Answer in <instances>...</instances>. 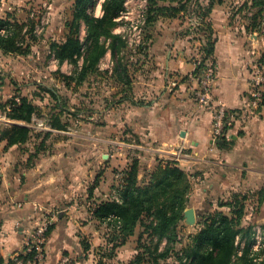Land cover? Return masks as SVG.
<instances>
[{
    "label": "rangeland",
    "instance_id": "rangeland-1",
    "mask_svg": "<svg viewBox=\"0 0 264 264\" xmlns=\"http://www.w3.org/2000/svg\"><path fill=\"white\" fill-rule=\"evenodd\" d=\"M73 1L28 0L22 5L10 2L11 4L3 5V9L0 10V17L8 18L11 15L20 23H25L24 32L26 30L32 32L26 35L24 43L19 44L21 49L18 52L5 53L9 54L7 59L0 55V157H7L9 153L11 154L9 156L14 158L25 155L28 164H35L49 153L60 155L69 162H64L59 173L65 179L73 178L78 182L75 190L78 204L83 202L87 207H93L86 197L93 193L94 185L102 194L110 192L112 185L118 191L116 180H112L114 173L129 168L134 160L139 161V171L147 167L145 174L153 168L150 166L153 165L151 150L143 149L140 158L138 156L140 149L127 145L140 141L132 128L134 108L138 105L152 104L150 98L141 96L137 90L138 84L135 80L140 69H144L141 74H145L150 68L154 70L161 67L165 69L164 75L181 76V72L177 70L166 69L165 61L168 56L173 58L177 51H182L180 65L182 61L194 62L196 65L193 76L198 81L197 86L202 82L198 76L209 68L213 69L217 80L218 62L214 58V53L209 55L207 52L209 41H213L226 28H232L239 33L242 41L240 46L244 51L241 56L246 70L251 76L261 75L264 72V60H260L264 50V16L256 22L257 25L260 24L257 29L262 25L263 30L254 33L252 31L254 10L238 11L237 7L246 0H229L222 7L217 6V11L205 20L213 29L209 40L206 35L210 33H205L207 23L201 24L200 28L196 27L201 21L197 6L186 19L180 13L175 18L160 16L150 23L148 19L152 0H128L123 11L124 16L114 29V33L121 38V50L118 55L115 56L108 48L97 66V71L89 74L81 83H77L71 78L83 65L84 59L81 57L77 63L74 61L59 63L58 58L50 50L53 41L65 40L68 32L65 24L71 17ZM200 2L206 5L208 0ZM101 13V8L98 7L96 14ZM230 16L231 26L226 27L225 24L231 20ZM39 19H42L41 22ZM38 25L42 27L35 32ZM254 34L259 35L258 39L255 40ZM85 35L83 32L81 38L83 41ZM109 43L108 39L107 46ZM155 46L164 48L161 57L152 50ZM24 50L27 52L23 53ZM118 62L122 67H126L129 82H121L114 75L113 70ZM177 69L182 71L181 68ZM188 77L189 75L185 73L183 79ZM49 89L58 94L61 106H58ZM22 97H26L37 108L29 123L9 116L11 106L20 102ZM56 120L63 126L56 127L54 124ZM12 124L27 125L31 128L26 142L12 145L16 146L13 153L10 152L12 146H8L7 140L2 138L4 129ZM193 171L190 174L191 191L186 210L193 209L195 219L190 221L185 214V219L177 228L178 242L169 255L161 260L163 264H181L179 255L182 249L191 241L190 237L198 231L200 222L208 214H214L216 211L231 213L228 205H218L220 202H230V196L220 197L208 193L207 196L203 194L197 197L198 191L195 189L201 177L195 170ZM119 176L123 178L124 174H118ZM195 176L199 178L197 181L194 179ZM107 179L110 183H107ZM82 181H85L84 184ZM106 184L109 185L108 190L104 189ZM245 208L246 214L241 219L240 227L246 230L251 226L252 237L253 227L261 224L257 222V214L249 213L251 207ZM144 229L143 224H139L134 234L129 236L124 244L116 241L118 234L110 228L98 229L100 238L98 242L90 241V238H93L91 234L82 235V250L74 256L73 262L129 264L141 251V246L152 245V239L158 241L157 237L150 238ZM241 240L243 244L239 252H242L246 239L239 236L237 241ZM166 242V238H163L160 250H164ZM178 251H181L180 254ZM251 252L253 253L252 250ZM19 261L18 264H23L22 259ZM26 264L30 262L27 261Z\"/></svg>",
    "mask_w": 264,
    "mask_h": 264
},
{
    "label": "crops",
    "instance_id": "crops-1",
    "mask_svg": "<svg viewBox=\"0 0 264 264\" xmlns=\"http://www.w3.org/2000/svg\"><path fill=\"white\" fill-rule=\"evenodd\" d=\"M26 1L1 0V3L22 5ZM103 1L96 3V16L103 14ZM228 1L216 3L210 15L217 11V6L222 7ZM98 7L102 11L100 15L96 14ZM231 22L232 17L225 26H231ZM83 32L85 35L84 24L81 36ZM258 36H254L255 40ZM240 43L239 33L226 28L219 33L214 45V58L218 62L214 98L232 109L243 107L251 90L252 76L243 64L244 49ZM152 50L161 57L164 48L155 46ZM181 54L182 51H177L175 57L168 56L165 61L166 69L177 70L181 76L164 75L165 69L161 67L150 68L145 74H141L145 70L140 69L135 80L137 90L141 96L150 98L152 104L134 108L132 128L140 141L127 145L140 149V158L143 149L151 150L153 168L159 162L174 160L189 174L195 170L201 177L200 181L194 177L197 197L208 193L245 197L246 207L254 209L249 213L257 214V222L264 226V105L254 116L235 118L229 128V141L220 145L219 139L213 136L211 109L202 106L194 95L198 84L193 76L196 65L190 61H182L180 65ZM0 55L7 59L9 54L0 48ZM185 73L188 79H183ZM15 147H11V153ZM9 155L0 157V264H18L21 258H14L25 252L27 238L44 220H50L53 227L41 264H67L65 259H70L69 264H81V261L73 262L74 256L82 250L81 236L91 234L90 241L98 242V229L109 228L95 218L93 209L114 197L115 188L112 185L110 192L102 194L94 185L93 193L86 197L93 207H87L83 202L78 204L75 193L78 182L73 178L65 179L59 173L64 162H69L67 159L49 153L41 161L28 164L25 155L18 158ZM146 168L139 171V180H148L153 168L145 174ZM115 173L112 180L119 186L122 177ZM108 187L106 184L104 189Z\"/></svg>",
    "mask_w": 264,
    "mask_h": 264
},
{
    "label": "trees",
    "instance_id": "trees-1",
    "mask_svg": "<svg viewBox=\"0 0 264 264\" xmlns=\"http://www.w3.org/2000/svg\"><path fill=\"white\" fill-rule=\"evenodd\" d=\"M97 1L74 0L71 17L66 20L65 24L68 29L65 40L51 43L50 50L58 58L59 63L65 61L77 63L81 57L84 59L83 65L75 71L71 78L77 83H81L89 74L97 71V66L108 48L115 56L121 50V38L114 33V29L119 24V17L125 11L127 0H104L101 16L94 14ZM200 1L152 0L148 20L153 23L160 16L173 18L180 13L186 19L197 6L201 21L196 27L200 28L201 24L207 23L205 33H210L206 35L210 40L213 29L205 20L210 16L216 3H223L226 0H208L206 5H202ZM237 9L238 11L254 10L252 31L256 33L263 30L262 25L260 29H257L260 24L257 25L256 22L264 16V0H246ZM83 24L86 31L84 41L81 39L83 38L81 36ZM24 25L25 23H20L11 15L8 18L0 17V48L4 53L18 52L21 49L19 44L24 43L26 35L32 34L29 30L24 32ZM3 29L6 31L4 34L1 32ZM108 39L110 40L109 46L106 44ZM216 41L217 37L209 41L207 48L209 55H213ZM27 50L22 52L26 53ZM260 60H264V50ZM113 72L121 82H129L127 69L122 67L120 62L115 65ZM49 91L56 98L58 106H61L58 94L51 89ZM11 108L9 114L11 118L27 123L31 122L33 113L37 109L26 97H22L21 101L14 103ZM238 109L231 110L237 111ZM54 124L56 127L58 125V128L63 126L57 120ZM30 131L31 128L27 125L12 124L4 129L2 138L7 140L8 146H12L26 142ZM228 141L227 136H224L218 140V143L224 145ZM123 174L122 181L117 187L118 191H116L118 199L110 198L100 202L93 209V214L96 219L106 223L110 229L117 232L116 241L118 240L119 244H124L127 238L134 234L136 227L143 224L145 233L147 232L150 238L157 237L158 241L152 239V245L141 246V251L129 264H163L161 260L169 255L178 242L177 228L179 223L185 219V210L191 191V175L179 167L174 160L159 162L149 173L148 180H139L138 160H134L129 168L124 169ZM245 199L237 194L232 195L230 202L218 204L219 206L228 205L231 208L230 214L216 211L214 214H208L200 222L198 231L190 237L191 241L182 249V253L178 251L181 264H264V248L256 253L261 260L255 262L252 256L251 226L246 230L240 227L241 219L246 214ZM52 227L53 225L47 231L48 236ZM239 236L241 239H246L241 253L239 249L243 241H237ZM163 238H166L167 242L164 250H160V242ZM33 256L34 253L25 251L18 257L23 260V264H26L27 261L33 259Z\"/></svg>",
    "mask_w": 264,
    "mask_h": 264
},
{
    "label": "built area",
    "instance_id": "built-area-1",
    "mask_svg": "<svg viewBox=\"0 0 264 264\" xmlns=\"http://www.w3.org/2000/svg\"><path fill=\"white\" fill-rule=\"evenodd\" d=\"M128 1V0H127ZM126 1V3H127ZM11 8V6H9ZM3 9V5H0V10ZM124 16L123 14L119 17V20ZM40 22L42 19H39ZM41 25H38L35 32L41 29ZM2 34L6 31L1 30ZM199 81L201 85L194 88V95L197 101L204 107L211 109L213 113V136L216 139L227 136L229 133V128L232 122L238 116L248 117L257 114L258 109L264 105V72L261 75L251 77V90L245 101L243 107L239 108L237 111L231 110L226 104L221 101H217L214 98V88H215V72L212 68L204 70L199 76ZM123 172V171H122ZM120 175L123 173H119ZM112 198L118 199V195ZM253 210V209H252ZM252 212V211H251ZM51 226L50 220H44L36 226L34 231H32L26 241V252L34 253L33 259L29 260L30 264H41L45 258V247L47 242V231ZM253 243H252V256H254V261L257 262L261 260V257H257L256 253L264 248V228L262 225H257L253 227ZM239 240V237L237 238ZM243 244V242H242ZM241 253V252H239ZM19 259L18 257L14 258ZM67 264L71 263L70 259L64 260Z\"/></svg>",
    "mask_w": 264,
    "mask_h": 264
},
{
    "label": "water",
    "instance_id": "water-1",
    "mask_svg": "<svg viewBox=\"0 0 264 264\" xmlns=\"http://www.w3.org/2000/svg\"><path fill=\"white\" fill-rule=\"evenodd\" d=\"M107 156V155H105ZM185 214H186V217L190 220V221H194L195 219V213H194V210L193 209H188L185 211Z\"/></svg>",
    "mask_w": 264,
    "mask_h": 264
}]
</instances>
